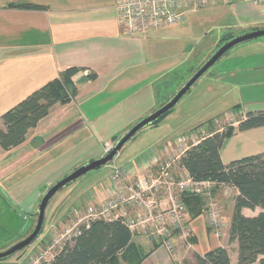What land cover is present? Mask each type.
Returning a JSON list of instances; mask_svg holds the SVG:
<instances>
[{"label": "crops", "instance_id": "obj_1", "mask_svg": "<svg viewBox=\"0 0 264 264\" xmlns=\"http://www.w3.org/2000/svg\"><path fill=\"white\" fill-rule=\"evenodd\" d=\"M121 1L0 0L1 129L4 130L1 117L6 112L48 82L59 78L67 69H85L84 74L80 75L81 79L88 72L97 76L95 80L81 84L71 102L55 105L36 127L28 131L23 144L10 151L0 146V234L12 233L13 229L21 233L25 231L26 234L34 225L35 217L32 214L37 211L42 198L54 183L82 165L102 158L106 144L114 145L136 123L162 107L172 92V83L181 81L179 71L187 69L188 55L192 56L196 52L190 53L187 42L189 27L186 23L189 16L181 24L129 36L117 19L116 6ZM23 5L43 8L24 10L20 8ZM230 8L241 29L248 27L254 31L259 30V25H264V5L242 1L231 3ZM256 46L259 49L254 52L241 55L233 53L227 58L231 68L234 67L230 76H243L247 90L251 88L250 85L264 84V47L261 44ZM246 48L247 51L252 49ZM194 62L189 72L194 69ZM251 75L257 79L251 80ZM211 77L214 79L215 75ZM254 104L256 106L252 105L249 111L244 110L239 115L240 120L247 113L264 112V100ZM169 118L165 117L140 132L150 130L144 141V147L148 146L142 147L140 151L141 144L136 150L138 155L122 165L130 173V182L146 176L149 168L156 171L154 164L159 155L163 157V145L168 146L170 156L175 155L173 142L185 135V128L181 127L182 121L176 120L177 117L172 121ZM165 120L167 123L164 125ZM240 120L233 124L235 128ZM215 125L214 121L207 130L213 129ZM253 131L264 132V127L236 132L228 139ZM206 135L208 132L200 134L199 139ZM221 159L224 165H228L223 161L222 154ZM105 180L92 189H76L72 191L73 194L68 192L61 198L68 197L73 211L78 205L88 207L100 203L106 198V191L102 188ZM225 190L219 187L216 197L219 193L218 201L224 207L226 205L225 210L228 207L224 231L227 236L217 239L206 220L200 216L190 221L191 241L194 250L201 254L200 257L205 255V251L223 247L229 252L231 264H237L238 245L229 241V228L238 191L234 190V197L227 199ZM260 212V208L242 210L245 217H255ZM48 216L47 208L45 224ZM13 218L15 222H20L12 226L10 221ZM204 234L207 236V248L201 252L200 246L204 243L201 237ZM135 239L139 240L143 251L153 249L159 252L155 262L182 263L179 253L185 250L180 246L176 251L175 262L161 247H151L142 237ZM7 248H0V251ZM35 249L42 248L36 246Z\"/></svg>", "mask_w": 264, "mask_h": 264}, {"label": "trees", "instance_id": "obj_2", "mask_svg": "<svg viewBox=\"0 0 264 264\" xmlns=\"http://www.w3.org/2000/svg\"><path fill=\"white\" fill-rule=\"evenodd\" d=\"M20 8L39 10L43 7L23 5ZM84 72L85 69L75 67L67 69L59 78L48 82L6 112L1 117L4 130L0 128V146L10 151L23 144L28 131L36 127L55 105L71 102L81 84L97 77L95 73L88 72L81 79ZM262 127L264 112L247 113L237 128L231 125L225 132H209L197 145H191L180 159V166L195 181L211 180L238 191L229 228V241L238 245L237 264H264V153L224 165L221 148L225 140L236 132ZM182 202L188 207L191 219L203 215L202 198L184 196ZM257 208L261 212L255 217L242 214L243 209ZM140 251L133 244L131 231L120 220L95 221L88 228L82 227L80 235L66 243L51 264H138ZM199 264H231L229 252L223 247L215 248L200 258Z\"/></svg>", "mask_w": 264, "mask_h": 264}, {"label": "rangeland", "instance_id": "obj_3", "mask_svg": "<svg viewBox=\"0 0 264 264\" xmlns=\"http://www.w3.org/2000/svg\"><path fill=\"white\" fill-rule=\"evenodd\" d=\"M230 5L231 4L229 3L220 2L215 6L200 9L199 12L197 11L196 13L189 15V21L188 23H186V25L189 27L187 42L189 44L188 46H190V53L192 51L194 52V50L196 52H194L192 56L188 55V67L187 69H182L181 71H179L178 75H182V79L180 82H177L175 84L172 83V92L166 99L165 103L170 98H172L174 94H176V92L185 84V82L192 76V74L211 57L213 52L222 43L229 39H232L233 37L251 32L248 27H244L243 29H241L239 23H237V21L234 19V15L232 9L230 8ZM258 28L259 30L264 29V25H259ZM250 43L241 44L230 50L223 57V59H221L215 66H213L209 73L202 77L201 80L189 91V93H187L182 98L175 110H173L166 116V118L170 117L169 119H171V121L175 117H177L176 120H181V127L185 128V133L183 132L185 135L190 134L194 130H196V133L199 134L207 132L209 133L213 130L225 132L226 129L233 125L236 120H240L241 117H239V115H241L244 110L249 111L252 108V105L256 106L254 102L264 100V84H262V86L257 84L250 85L251 88L247 90L248 87H245L244 85L245 81L243 76L235 78L230 76L234 67L231 68V65L227 60L229 55L233 53L241 55L244 54V52H254L256 49H259V47L256 46L257 44H261L264 47V38L254 40ZM246 47H249V49H251L252 47V49L247 51ZM193 62L194 69L189 72L188 70L190 66H192ZM240 74H242V72ZM211 75H215L214 79H212L213 77H211ZM249 78L251 80L257 79V77L253 75L249 76ZM171 79H173V77ZM237 106H239V108H237ZM229 113L231 116L226 119V116ZM215 120H220L219 124H216L213 129L208 131V126L211 123H214ZM166 121L167 120H165L163 124L167 123ZM149 131L150 130H148V132ZM148 132H143L139 135H136V137L133 138L119 152V155L117 157L118 159H116V161H113L106 167L100 168L87 174L74 184L65 188L58 195H56L55 198H53V200L50 202V205L48 207L49 216L47 217L45 227L37 241L21 252L17 253L13 257L9 258L8 260L0 262V264H10L12 262L18 264H26V260L33 255L36 246L41 247L42 249H44V251L50 249L49 255L46 258L51 260L52 257H54L65 246L66 243H70L73 238L72 236L74 235L76 230L74 228V225L81 217L85 215L87 209V206L85 205H78L76 207V211H73L72 206L68 201V197L64 199L61 197H63L64 194L72 192L76 189H81L82 191L92 189L94 186L99 185L107 178L112 165L122 167V165L126 164L128 161L132 160L138 155L136 150L140 147L141 144H143V146L140 147V151L142 150L141 148L144 147V141L146 139L145 135ZM147 146L148 145H145L144 148H146ZM262 151H264V132L256 131L245 135H240L237 138L227 139L225 140L221 148L223 161L227 164L236 160L256 155ZM174 172L176 173L177 171L174 170ZM67 176H69V174ZM128 181H130L129 178ZM225 192H227V189L225 190ZM231 192L232 190H228L229 194L226 197L227 199L234 197L233 192ZM218 194L219 193H217V197ZM218 202L221 206L223 205L222 202ZM222 207L225 211V216H227L228 207L226 210V205L225 207ZM201 217L205 219L203 215ZM14 220L15 219L13 218L12 221H10L12 222V226L20 222H15ZM8 222L9 221H7L6 223L9 224ZM35 223L36 218L33 227H31L30 230H27V235L25 234V231L21 233L20 230L14 231L15 229L12 230V233L2 232L0 234V248H5L7 246L8 248H10L13 245L19 243L24 238L28 237L33 231ZM67 231H72L70 234L71 239L69 240H66L68 237L63 238V236L66 235ZM224 234L225 235L223 236L226 237L227 234L225 232ZM137 237H142L146 240V238L141 235H133L134 239ZM201 240L204 243H202V245L200 246V251L204 252L205 248H207L206 234L201 237ZM138 241L139 240L137 239L133 240V244L141 249V260H139L138 264H164L161 261L155 262V258L158 257L157 254L159 252L154 251L153 249L147 252L143 251ZM190 242L192 243L191 240ZM208 252L209 251H205V254ZM179 255L182 258L181 264H199L200 258L205 256L203 255L202 257H200L201 254L199 255V253H197V251L194 250L193 247H191L190 249H186L185 251L179 253ZM175 262L177 261L175 260ZM41 264H49V261L43 260ZM120 264L130 263L121 262Z\"/></svg>", "mask_w": 264, "mask_h": 264}, {"label": "built area", "instance_id": "obj_4", "mask_svg": "<svg viewBox=\"0 0 264 264\" xmlns=\"http://www.w3.org/2000/svg\"><path fill=\"white\" fill-rule=\"evenodd\" d=\"M242 1L264 5V0H122L117 4L116 11L118 23L125 34L134 36L181 24L189 15L220 2L231 4ZM230 116V113L227 114L226 119ZM215 124H219V121L215 120ZM199 136V133L193 131L176 139L173 142L176 150L173 156L169 155L168 146L163 145V157L159 155L154 164L156 171L149 168L147 175L138 181H128L129 171L112 165L109 177L102 184L106 191L105 200L87 207L85 215L74 225L76 230L72 237L80 235L82 227L88 228L92 222L120 220L132 235L145 237L152 247H161L177 260L176 251L179 246L185 250L192 247L191 215L182 198L194 196L202 198L203 216L208 227L217 239H221L227 220L216 192L219 187H224L227 189L225 195L228 196V190L233 192L236 189L211 180L195 181L180 166V159L185 152L191 145L200 142ZM113 146L105 145V155ZM71 232L67 231L63 238L71 239ZM49 250L35 249L26 264H41L43 260L51 264L54 257L51 260L46 258Z\"/></svg>", "mask_w": 264, "mask_h": 264}, {"label": "water", "instance_id": "obj_5", "mask_svg": "<svg viewBox=\"0 0 264 264\" xmlns=\"http://www.w3.org/2000/svg\"><path fill=\"white\" fill-rule=\"evenodd\" d=\"M264 38V29L254 30L248 33L241 34L236 36L229 41L222 44L218 47L211 57L198 69L196 70L192 76L185 82V84L176 92V94L162 107L157 109L150 116L142 119L138 123H136L126 134H124L119 140L116 141L113 149L102 158L88 162L78 169H76L72 174L65 177L58 183H56L53 187H51L47 193L42 198L40 205L37 211L33 214L36 218V223L33 231L30 233L28 237L20 241L19 243L13 245L7 250L0 252V262H4L9 258L13 257L17 253L21 252L28 246L32 245L41 235L44 227H45V216L46 210L53 200V198L63 191L68 186L74 184L82 177L87 174L98 170L100 168L106 167L110 165L118 156L119 152L141 131L144 129L154 125L159 119H161L166 114L172 112L182 98L189 93V91L204 77L209 73L211 68L215 66L230 50L239 46L241 44L250 43L254 40Z\"/></svg>", "mask_w": 264, "mask_h": 264}]
</instances>
